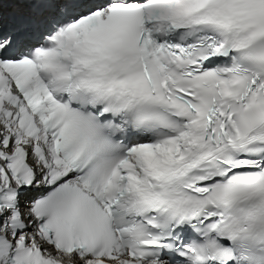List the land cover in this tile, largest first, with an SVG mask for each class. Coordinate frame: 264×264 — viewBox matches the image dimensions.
<instances>
[{"label":"snow or ice","instance_id":"obj_1","mask_svg":"<svg viewBox=\"0 0 264 264\" xmlns=\"http://www.w3.org/2000/svg\"><path fill=\"white\" fill-rule=\"evenodd\" d=\"M0 264H264V0H0Z\"/></svg>","mask_w":264,"mask_h":264}]
</instances>
